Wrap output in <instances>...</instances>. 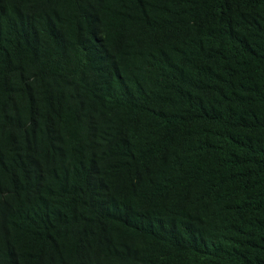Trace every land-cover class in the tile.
<instances>
[{"label":"trees","instance_id":"1","mask_svg":"<svg viewBox=\"0 0 264 264\" xmlns=\"http://www.w3.org/2000/svg\"><path fill=\"white\" fill-rule=\"evenodd\" d=\"M0 264H264V0H0Z\"/></svg>","mask_w":264,"mask_h":264}]
</instances>
